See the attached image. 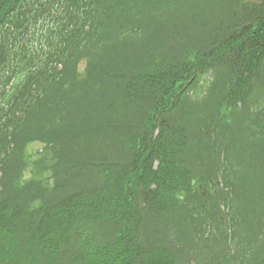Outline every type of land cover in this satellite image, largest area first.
Returning a JSON list of instances; mask_svg holds the SVG:
<instances>
[{
    "label": "trees",
    "instance_id": "trees-1",
    "mask_svg": "<svg viewBox=\"0 0 264 264\" xmlns=\"http://www.w3.org/2000/svg\"><path fill=\"white\" fill-rule=\"evenodd\" d=\"M0 264H264V0H0Z\"/></svg>",
    "mask_w": 264,
    "mask_h": 264
},
{
    "label": "rangeland",
    "instance_id": "rangeland-1",
    "mask_svg": "<svg viewBox=\"0 0 264 264\" xmlns=\"http://www.w3.org/2000/svg\"><path fill=\"white\" fill-rule=\"evenodd\" d=\"M40 145L35 143V144H31L28 148H27V151L28 153H30V155H34V153L40 149Z\"/></svg>",
    "mask_w": 264,
    "mask_h": 264
}]
</instances>
